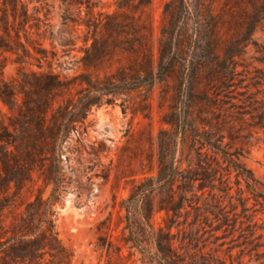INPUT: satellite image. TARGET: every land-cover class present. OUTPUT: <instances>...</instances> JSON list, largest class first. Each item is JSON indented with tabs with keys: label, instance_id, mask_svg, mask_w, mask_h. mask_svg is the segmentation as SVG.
<instances>
[{
	"label": "trees",
	"instance_id": "16d2710c",
	"mask_svg": "<svg viewBox=\"0 0 264 264\" xmlns=\"http://www.w3.org/2000/svg\"><path fill=\"white\" fill-rule=\"evenodd\" d=\"M150 2L115 0L113 10L94 11L88 1L86 71L72 81L52 71L33 73L30 83L0 79V264H71L53 209L62 152L88 148L95 161L108 153L104 141L90 139L86 120L93 106L117 99L132 117L160 110L157 132L133 139L130 129L103 175L115 166L114 181L129 185L125 240L153 243L160 264L264 258V180L243 160L246 144L264 141V43L254 37L264 0L219 8L166 0L158 34L144 10ZM190 13L201 16L196 37ZM7 42L0 36V49L13 51ZM249 44L259 55L241 63ZM37 180L50 184L47 196L40 188L26 195Z\"/></svg>",
	"mask_w": 264,
	"mask_h": 264
},
{
	"label": "rangeland",
	"instance_id": "374dc122",
	"mask_svg": "<svg viewBox=\"0 0 264 264\" xmlns=\"http://www.w3.org/2000/svg\"><path fill=\"white\" fill-rule=\"evenodd\" d=\"M88 1L94 5V11H111L115 7V0H0V36L13 47V51L0 49V79L15 83H27L24 82L27 79L30 83L33 73L52 71L59 72L65 81H72L74 75L86 71L81 56L92 35L85 24L88 23ZM165 1L151 0L144 7L155 34H158ZM189 1L198 7L213 3L216 8L228 2L231 6L250 4L249 0H236L237 3L232 0ZM188 21L196 37L201 16L190 13ZM254 37L264 43L263 22L256 28ZM36 48L39 52H35ZM257 55L259 53L254 45L249 44L240 62L252 61ZM242 68L240 65L239 69ZM73 83L79 86L77 82ZM158 89L157 86L153 91L155 104ZM119 101L93 106L87 115L88 136L92 140L104 141L105 147L110 149L108 153L102 152L100 159L95 161L89 160L88 148L80 152H62L66 162L63 167L64 182L53 209L58 236L72 253L71 264H160L153 243L144 240L140 246H135L130 240H125L130 232V224L121 201L127 197L129 185L124 178L114 181L115 166L110 169L107 179L103 177L110 168V157L117 162V153L127 140L130 129L133 139L138 138L140 131L157 132L160 110L155 105L151 118L140 115L132 117L130 112L122 111ZM0 108L5 109L1 100ZM147 144L143 140L142 147L147 148ZM243 160L257 177L264 180V141L246 144ZM133 169H137L136 164H133ZM30 188L26 195H33L40 188L45 197L51 186L37 180ZM132 212L131 216L137 215L136 211ZM162 215L163 212L154 214L156 224L161 222ZM221 248V253L227 257L225 245ZM238 261L239 264H264V258L250 257L247 253ZM234 263L237 264V260Z\"/></svg>",
	"mask_w": 264,
	"mask_h": 264
}]
</instances>
